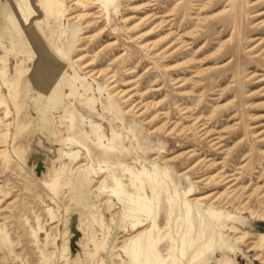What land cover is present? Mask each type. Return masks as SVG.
Returning <instances> with one entry per match:
<instances>
[{
	"label": "rangeland",
	"instance_id": "obj_1",
	"mask_svg": "<svg viewBox=\"0 0 264 264\" xmlns=\"http://www.w3.org/2000/svg\"><path fill=\"white\" fill-rule=\"evenodd\" d=\"M2 58L0 264H264V0H0Z\"/></svg>",
	"mask_w": 264,
	"mask_h": 264
},
{
	"label": "bare ground",
	"instance_id": "obj_2",
	"mask_svg": "<svg viewBox=\"0 0 264 264\" xmlns=\"http://www.w3.org/2000/svg\"><path fill=\"white\" fill-rule=\"evenodd\" d=\"M56 2H58V0H39V6H41V8L44 10L46 15H49L51 13V9L53 8V6L55 5ZM0 61L3 63L4 58H2ZM4 64H2V65H4ZM3 74H5V71H3ZM33 236H34V238H37L36 233H33ZM258 237L260 238V240H264V235H259ZM5 248H9V245L6 244Z\"/></svg>",
	"mask_w": 264,
	"mask_h": 264
}]
</instances>
